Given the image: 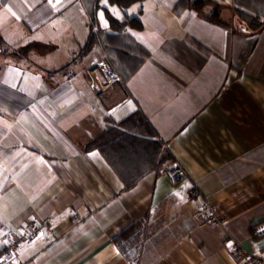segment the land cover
Here are the masks:
<instances>
[{"label":"crops","instance_id":"obj_1","mask_svg":"<svg viewBox=\"0 0 264 264\" xmlns=\"http://www.w3.org/2000/svg\"><path fill=\"white\" fill-rule=\"evenodd\" d=\"M216 1L228 27L176 12L177 0H101L141 28L113 30L100 9L98 43L78 56L90 31L82 0H0V231L49 218L16 264H129L112 237L144 218L137 264H247L234 242L264 258V233L252 232L264 222V29ZM99 61L121 77L101 92L88 73ZM137 110L186 169L179 183L171 161L125 190L99 150L84 151L106 117ZM205 202L221 225L200 217Z\"/></svg>","mask_w":264,"mask_h":264},{"label":"trees","instance_id":"obj_2","mask_svg":"<svg viewBox=\"0 0 264 264\" xmlns=\"http://www.w3.org/2000/svg\"><path fill=\"white\" fill-rule=\"evenodd\" d=\"M100 1L82 0L90 19V31L78 56L87 54L98 43V32L100 30L98 11L100 9H105L109 27L113 30L124 32L123 30L127 26L141 28V23L135 17L125 20L116 19L106 8L102 7ZM138 1L141 0H109V3L120 7H128ZM233 1V14L245 27L253 33H258L264 29V0ZM207 5L213 6L211 13H205L204 8ZM185 8L197 12L214 24L224 27L229 26L228 22L221 17L222 6L216 0H177L174 5L176 12H180ZM234 31L243 34L238 30ZM31 47L32 44L27 45L24 50ZM62 70L64 69L54 72ZM105 120L106 128L84 146V151L99 150L124 183L125 190L134 187L148 172L152 170L160 171L167 162L173 161V156L164 147V143L159 139L151 123L140 110L135 111L119 122H115L109 117H106ZM144 219L134 221L126 229L119 231L112 237L118 250L129 264H137L142 253L146 235Z\"/></svg>","mask_w":264,"mask_h":264},{"label":"built area","instance_id":"obj_3","mask_svg":"<svg viewBox=\"0 0 264 264\" xmlns=\"http://www.w3.org/2000/svg\"><path fill=\"white\" fill-rule=\"evenodd\" d=\"M91 77L90 85L97 91L112 89L121 81L119 73L105 61H99L88 69ZM167 178L172 183H179L186 178V169L182 164L173 161L165 169ZM198 214L209 226H218L222 220L215 216L214 207L208 202L201 205ZM78 218V215H75ZM49 218H44L40 223L30 222L23 229L4 228L0 231V264H16L20 249L31 244L44 232H49ZM254 235L264 233V222L252 227ZM234 257L247 264H264V258L259 254H252L244 250L238 242L232 244Z\"/></svg>","mask_w":264,"mask_h":264},{"label":"snow or ice","instance_id":"obj_4","mask_svg":"<svg viewBox=\"0 0 264 264\" xmlns=\"http://www.w3.org/2000/svg\"><path fill=\"white\" fill-rule=\"evenodd\" d=\"M57 2H59V0H57ZM105 4L109 3V0H104ZM49 3H52V0H49Z\"/></svg>","mask_w":264,"mask_h":264}]
</instances>
